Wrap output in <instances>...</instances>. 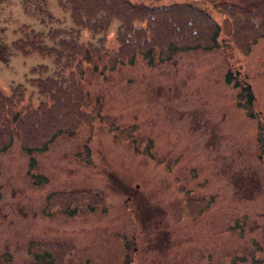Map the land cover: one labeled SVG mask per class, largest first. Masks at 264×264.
<instances>
[{
    "label": "rangeland",
    "instance_id": "1",
    "mask_svg": "<svg viewBox=\"0 0 264 264\" xmlns=\"http://www.w3.org/2000/svg\"><path fill=\"white\" fill-rule=\"evenodd\" d=\"M226 1L237 4L246 16L254 6L264 3ZM206 9L223 28V44H218L217 50L178 54L169 63L151 67L138 60L133 67L122 66L117 72L87 68L82 87L103 103L105 115H114L121 127L132 126L139 119L142 132L129 142L100 125L96 126L98 139L92 143L82 135L92 136L88 130L65 134L51 150L36 154L39 165L31 174L26 173L29 160L19 138L0 156V264H33L34 255L28 252L42 251L31 246L47 243L71 244L75 252L69 264H126L128 258L131 264H205L207 251L214 253L210 264H233L234 257L251 250L249 239L258 237L264 243V164L259 158L264 155L256 153V120L244 118L238 104L245 100L237 97L234 83L225 79L230 67L240 69L264 114V39L250 55L242 54L232 42L230 17L222 14L233 10ZM44 12L61 20L69 18L55 0H0L2 46L10 47L11 24L27 21L24 24L37 26L35 18ZM247 30L238 34L244 44L264 31ZM36 61L10 55L6 71L13 65V79L21 78ZM137 93L141 94L139 107L124 112ZM81 142L82 146L90 144V153L89 147L78 151ZM84 155L91 159L85 161ZM157 158L180 159L177 169L173 166L177 175L166 172L155 162ZM190 168L197 173H191ZM33 172L44 173L50 183L36 185ZM242 172L246 176L259 172L262 180L258 174L254 183L244 182L246 176L237 177ZM176 178L181 180L183 191L214 198L209 211L214 209L197 222L189 218L182 222L184 195L176 192ZM75 189H96L107 203L106 211L85 208L76 217L55 211L47 215L51 192ZM18 208L27 220L19 218ZM244 215L252 223L247 238L240 241L232 228L238 231V219ZM136 229L138 254L133 249L127 252L120 243L124 237L131 240ZM4 251L11 252V257ZM253 257L264 258V252L254 250ZM44 263L50 264L47 258Z\"/></svg>",
    "mask_w": 264,
    "mask_h": 264
},
{
    "label": "trees",
    "instance_id": "2",
    "mask_svg": "<svg viewBox=\"0 0 264 264\" xmlns=\"http://www.w3.org/2000/svg\"><path fill=\"white\" fill-rule=\"evenodd\" d=\"M56 2L69 14L68 19L44 12L35 18L37 26H25L24 21L23 25L11 24L10 28L17 26V35L10 36L15 39L11 48L0 41V154L18 138L29 153L46 151L57 137L96 123L93 118L100 116L102 105L80 87L88 65L98 70L103 64L102 70L113 71L133 64L138 54L150 65L155 59L165 63L185 51L213 50L222 41L221 26L198 5L208 3L221 9V0ZM238 19L233 23L232 38L247 54L250 49H242L238 34L258 25ZM115 21L116 33L111 31ZM260 26L264 28V20ZM10 55L38 61L21 78L13 79V65L6 71ZM61 249L56 257L65 264L70 249L64 247L63 256ZM42 261L34 264H44Z\"/></svg>",
    "mask_w": 264,
    "mask_h": 264
},
{
    "label": "bare ground",
    "instance_id": "3",
    "mask_svg": "<svg viewBox=\"0 0 264 264\" xmlns=\"http://www.w3.org/2000/svg\"><path fill=\"white\" fill-rule=\"evenodd\" d=\"M179 1H183V0H179ZM205 5L208 6V3H205ZM243 12H244V11H243L238 5H235V6H234V10H233L232 12L229 13V17H230V19H231L232 24H233L235 21L237 22V21L239 20V19H238V16H239L240 14H242ZM219 44H223V43L220 42ZM225 46H226V45H225ZM217 48H220V47L217 46V47L214 48V49L217 50ZM214 49H213V50H214ZM224 49H226V48H224ZM224 49H223V50H224ZM171 61H173V59H172ZM102 65H103V64H102ZM102 65L99 66V69H98L97 71H100V70L103 69V66H102ZM104 66H105V64H104ZM130 67H133V66L130 65ZM229 77H231V78H233V79H234V78H239V74L237 73L236 70H231V71L229 72ZM132 79H133V78H132ZM241 79H242V78H241ZM84 85H85V83H84ZM235 88L238 89V91H237V97H241L243 94H245V93H249V92L251 91V87L248 86V85H237V86H235ZM81 91H82V92H85V90L83 89V87H81ZM140 96H141V94L137 93V94L133 97V99L131 100L130 105H125V106H124V112H125V111H128V110H130V109L132 110V112L135 111V110L139 107V105H138V101H139ZM258 109H259L258 105H253V112H252V114H251V116H250L251 119L248 117L249 120L254 121V120L256 119V117L262 113V112H261L260 110H258ZM142 117H143V113L141 114V121L143 122V118H142ZM93 120H94L96 123L103 124V125H105V126H121V125H122V124H120L119 121H117V120L114 118V115L111 114L110 116L104 117V116L102 115V112H101L100 116L97 115V114H95ZM135 123H139V119H138V121L136 120ZM77 132H78V130H74L72 135H77ZM86 138H87V137H86ZM86 138H85V139H86ZM95 139H96V140H95ZM97 139H98V138H96V137H92V136H90V137L87 138L86 141H93V140L97 141ZM19 143H20L21 147H23L21 141H19ZM263 144H264V143L261 144V146H260V150H262V149L264 148V145H263ZM50 150H51V149H50ZM3 154H4V153H1L0 156H2ZM2 176H3V175H2ZM76 190H82V189H75V190H73V191H76ZM89 196H90V197H95V198H102V197L99 195V193H98V191H97L96 189H90V190H89ZM102 199H103V198H102ZM213 201H214V198H212V197H210V196H203L202 198H200V199L197 200V203H198L199 205H207V204H209V203L212 204ZM87 203H88V200H87V198H86L85 193L83 192V193H82V197L80 198L79 203H78L77 211L80 212V213L83 212V209H85ZM47 204H48V207H49V208H48V211H49V212H51V211H53V210L59 208V206H60V205H59V202H58L57 200H55V199L48 201ZM128 207H129V206H128ZM213 209H214V206H213V208H212L210 211H208V213H210ZM127 252L130 253L129 250H127ZM48 262H49L50 264H56L53 260H50V259H48Z\"/></svg>",
    "mask_w": 264,
    "mask_h": 264
},
{
    "label": "flooded vegetation",
    "instance_id": "4",
    "mask_svg": "<svg viewBox=\"0 0 264 264\" xmlns=\"http://www.w3.org/2000/svg\"><path fill=\"white\" fill-rule=\"evenodd\" d=\"M250 181H251V183H254L255 182V177H254V174L251 176V178H250ZM16 209H14V211H15ZM18 210V214L20 215V216H22L23 218H28V216L20 209V208H18L17 209ZM1 212V211H0ZM2 214V213H1ZM25 216V217H24Z\"/></svg>",
    "mask_w": 264,
    "mask_h": 264
}]
</instances>
